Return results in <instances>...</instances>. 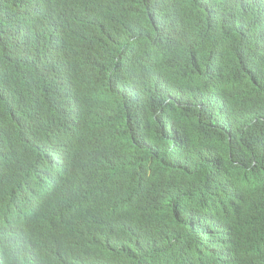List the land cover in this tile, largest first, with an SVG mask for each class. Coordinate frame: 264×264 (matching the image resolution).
Returning <instances> with one entry per match:
<instances>
[{
  "label": "trees",
  "instance_id": "16d2710c",
  "mask_svg": "<svg viewBox=\"0 0 264 264\" xmlns=\"http://www.w3.org/2000/svg\"><path fill=\"white\" fill-rule=\"evenodd\" d=\"M16 222L51 264H264V0H0Z\"/></svg>",
  "mask_w": 264,
  "mask_h": 264
},
{
  "label": "clouds",
  "instance_id": "9594fccd",
  "mask_svg": "<svg viewBox=\"0 0 264 264\" xmlns=\"http://www.w3.org/2000/svg\"><path fill=\"white\" fill-rule=\"evenodd\" d=\"M122 48V47H121ZM120 48V49H121ZM207 93H209V88L207 86L203 87ZM199 99L206 98L204 92L197 97ZM210 99L211 97H207ZM56 164V158L53 157L51 160V165ZM51 201L53 204H48ZM38 202V199L35 200ZM37 213L41 215L47 222L51 224H57L61 219L67 217L63 208L55 201L47 199L37 206ZM11 229V230H10ZM7 231L1 233L2 245L0 246V251L4 249L6 255V263L19 262L25 264H48L53 263V257H61L63 251L62 242L56 243L54 245H47L40 250H34L32 243L26 233V230L20 222H16L11 227L6 228ZM29 246H31L29 255ZM11 256V257H10ZM10 257V260L8 259Z\"/></svg>",
  "mask_w": 264,
  "mask_h": 264
}]
</instances>
